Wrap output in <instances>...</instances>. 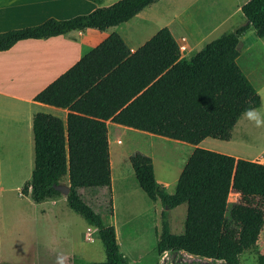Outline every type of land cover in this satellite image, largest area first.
<instances>
[{
    "label": "trees",
    "instance_id": "1",
    "mask_svg": "<svg viewBox=\"0 0 264 264\" xmlns=\"http://www.w3.org/2000/svg\"><path fill=\"white\" fill-rule=\"evenodd\" d=\"M159 0H118L86 15L49 19L0 33V51L17 41L42 39L87 28L106 31L138 15ZM245 21L207 42L188 59L167 26L134 52L116 32L84 53L70 68L34 96V101L66 109L65 120L44 112L33 115V168L22 194L36 203L63 198L68 207L96 228L106 258L72 264H126L115 227L96 209L112 212L111 165L107 122L196 146L181 170L173 193L160 186L151 157H129L134 177L146 196L168 209L186 204L183 232L157 242L193 255L240 264V255L257 247L264 225V163L197 146L205 138L229 141L245 108L261 97L239 67L240 36L251 26L264 37V0H248ZM104 192V193H102ZM231 192L239 199L228 210ZM100 196V197H99ZM102 196V197H101ZM235 233L224 230L226 213ZM264 264V254L257 255ZM1 264H10L3 262Z\"/></svg>",
    "mask_w": 264,
    "mask_h": 264
},
{
    "label": "rangeland",
    "instance_id": "2",
    "mask_svg": "<svg viewBox=\"0 0 264 264\" xmlns=\"http://www.w3.org/2000/svg\"><path fill=\"white\" fill-rule=\"evenodd\" d=\"M244 1L159 0L145 8L139 18H134L114 29L125 39L131 31L138 30L139 41H142L159 27L168 26L175 13L178 15L183 9L199 12V19L205 17L203 22L207 30L212 29L226 17V24L213 31L207 37L208 42L245 23L242 13L235 12L236 6ZM169 29L178 36L173 26ZM238 50L240 57L237 63L262 97L263 106L260 112L264 113V37H257L250 26L240 36ZM8 108L9 106L0 102V122L1 112L4 114L3 111ZM18 116L19 113L12 116L11 124L15 125L14 122L21 117ZM14 118L17 119L13 120ZM1 127L2 125L0 126V264L3 262L56 264L57 254L64 257V264H72L73 257H80L90 262L104 261L106 254L96 228L89 226L80 215L68 207L65 195L61 193L62 200L36 203L29 196L22 194L21 190L30 179L33 168L32 132L29 131L28 134L24 129V122L20 135L18 130H5ZM120 127L122 126L116 124L108 127L110 141L114 142L118 138L121 140L117 141L120 151L113 149L110 155V160L114 161L111 171V195L104 199L108 201L111 196L112 212L110 207L105 208L107 203L97 207L96 210L101 213L106 223L115 227L119 248L126 258V264H154L161 255L157 249V242L166 243L169 234L183 232L186 204L168 209L159 200L155 202L150 200L134 177L129 157L136 152L151 157L156 180L168 183L166 190L173 193L179 174L195 146L155 135L147 136L148 134L138 130L124 131ZM249 135L258 139L257 143L252 142L250 136L249 139H231L227 142L207 138L209 142L204 146H211L214 151H226V148H229L233 152L256 153L258 151L256 146L264 145V128L256 127ZM116 161L120 163L119 173L116 170ZM231 193L228 197V210L231 204L236 202L235 196ZM224 230L227 233H235L237 230L228 212ZM259 253L264 254V225L257 240V247L241 254L240 264H258Z\"/></svg>",
    "mask_w": 264,
    "mask_h": 264
},
{
    "label": "crops",
    "instance_id": "3",
    "mask_svg": "<svg viewBox=\"0 0 264 264\" xmlns=\"http://www.w3.org/2000/svg\"><path fill=\"white\" fill-rule=\"evenodd\" d=\"M116 1L118 0H0V33L35 26L49 19L61 20L78 15H86L97 7L108 6ZM247 1L248 0H245L242 4L236 6L235 12H241V6ZM142 12L143 10L134 18L142 16ZM203 18L205 19V17ZM203 18L199 19V12H189L187 9H183L179 11L178 15L175 13L173 20L167 24L171 28L173 26V30L178 35L175 36L171 31L172 29L170 30L180 46L181 59H188L193 53L207 43V37L211 35L213 31L218 30L226 24L225 17L212 29H208V31L207 28L204 27ZM114 28L115 27L109 28L106 31L87 28L49 38L19 40L8 50L0 51V102L9 106L7 110L3 111L4 114L1 112V128L5 130H18V134L20 135L23 130L24 122V129L28 131L29 134V131L32 132L33 115L37 112L49 113L65 120L67 114L66 109H60L36 102L34 101V96L75 64L84 53L98 45L110 33L115 32ZM160 28L162 27H159L158 30ZM157 31L142 41H139L140 31L138 30L131 31L126 39L123 36L121 37L130 50L134 52ZM239 57L240 53L238 58ZM262 106L263 99L261 97V105L258 107L259 111ZM19 107L22 109H19ZM18 113L21 116H18L20 119L14 122L15 125L11 124L12 116ZM15 119L17 118L13 120ZM111 124L114 123L110 121L107 122V129ZM120 128L124 131L134 130L124 126ZM255 128L256 127L245 115L242 114L232 130L230 140L249 139V133ZM245 132H247V134ZM146 134H148L147 136H154L149 133ZM15 135L16 133L14 137ZM250 137L252 142L257 143L258 139L252 136ZM31 138L33 140V134ZM108 140L110 155H112L114 150L120 151V147L117 143V141H121L119 138L114 142L110 141L109 137ZM207 142L209 141L205 138L197 146L213 150L214 148H211V146H204ZM256 147H258L256 153L233 152L229 148H226V151L217 150V152L234 155L235 158H243L264 163V145ZM113 164L114 161L111 159V171ZM119 169L120 163L116 161L117 173H119ZM157 182L162 187H168V183L166 182ZM231 194L235 196L236 201L239 199L238 193L232 192Z\"/></svg>",
    "mask_w": 264,
    "mask_h": 264
},
{
    "label": "water",
    "instance_id": "4",
    "mask_svg": "<svg viewBox=\"0 0 264 264\" xmlns=\"http://www.w3.org/2000/svg\"><path fill=\"white\" fill-rule=\"evenodd\" d=\"M244 24H249L245 21ZM63 195L69 192L68 186L58 185L56 187ZM154 264H228L223 260L215 258L193 255L179 248H172L168 244L161 253L159 259Z\"/></svg>",
    "mask_w": 264,
    "mask_h": 264
},
{
    "label": "clouds",
    "instance_id": "5",
    "mask_svg": "<svg viewBox=\"0 0 264 264\" xmlns=\"http://www.w3.org/2000/svg\"><path fill=\"white\" fill-rule=\"evenodd\" d=\"M244 115L255 127L264 128V113L257 107L245 108ZM56 264H64V257L61 254H57Z\"/></svg>",
    "mask_w": 264,
    "mask_h": 264
},
{
    "label": "bare ground",
    "instance_id": "6",
    "mask_svg": "<svg viewBox=\"0 0 264 264\" xmlns=\"http://www.w3.org/2000/svg\"><path fill=\"white\" fill-rule=\"evenodd\" d=\"M130 194V193H129ZM133 207V206H132ZM130 208V207H129ZM145 208H147V207H145ZM143 210V209H142ZM134 213V212H133ZM128 215V214H127ZM133 215V214H132ZM131 215V216H132ZM140 230V229H139ZM142 232V231H141ZM140 236V235H139ZM134 237V236H133ZM137 240V239H136ZM125 244V243H124ZM126 245V244H125ZM141 247V246H140ZM135 251V250H134ZM136 254V253H135Z\"/></svg>",
    "mask_w": 264,
    "mask_h": 264
}]
</instances>
